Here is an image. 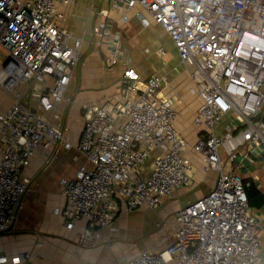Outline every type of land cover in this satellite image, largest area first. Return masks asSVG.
I'll use <instances>...</instances> for the list:
<instances>
[{
    "label": "built area",
    "instance_id": "2783aa9c",
    "mask_svg": "<svg viewBox=\"0 0 264 264\" xmlns=\"http://www.w3.org/2000/svg\"><path fill=\"white\" fill-rule=\"evenodd\" d=\"M107 6H95L93 2ZM89 2L98 18L88 43L103 46V64L120 53L111 35L112 13L137 10L143 27L168 34L179 64L188 71V93L199 104L192 117L201 126L192 148L205 171L217 172L214 187L178 209L171 242L143 249L127 264H261L257 222L248 203V183L238 158L264 151V0H0V88L12 94L0 112V231L15 218L29 178L23 174L38 148L64 141L66 95L80 64L84 36L65 25L68 7ZM161 50V49H160ZM165 76L146 79L128 62L121 76V100L83 106L76 149L84 158L71 179L62 178L66 230L85 219L76 243L94 248L100 229L114 228L119 213L157 207L188 184L194 164L187 140L176 127L178 92L159 97ZM31 91L36 104L24 100ZM228 120L219 128L223 118ZM153 154L147 178L139 167ZM5 257L0 258V263ZM20 264V258H12Z\"/></svg>",
    "mask_w": 264,
    "mask_h": 264
},
{
    "label": "crops",
    "instance_id": "0c3cea01",
    "mask_svg": "<svg viewBox=\"0 0 264 264\" xmlns=\"http://www.w3.org/2000/svg\"><path fill=\"white\" fill-rule=\"evenodd\" d=\"M93 5L107 6L98 1L93 2ZM89 7L85 10L94 17ZM136 13V9L126 12L125 21L122 20V13L111 14L108 27L112 36H118L120 49L116 63L107 69L99 62L93 70L89 67L93 66L91 57L97 61L103 58L101 46L98 55L93 53L80 62L66 95L73 99L72 103L76 107L121 100L120 80L125 62L134 67L143 79L154 72L165 76L159 97H171L176 92L180 96V102L175 104L178 111L176 127L188 142L184 153L194 164V173L189 183L179 187L171 197L155 208L143 205L130 212L119 213L114 228L99 230L100 240L94 248H81L76 243V236L79 230L88 226L87 221L82 219L73 230H66L64 217L56 211L65 204L60 180L71 179L84 161L75 147L81 130L74 131L73 127L66 124V138L73 146L66 148L64 141H61L49 149L38 148L30 164L23 169L29 183L14 220L0 234V258L5 257V261L0 264H13L12 258L15 257L20 258V264H127L143 249L158 250L170 243L178 209L207 194L214 187L217 172L205 171L199 154L192 148L202 127L192 121L199 101L196 96L188 93V71L179 64L169 35L159 26L143 27ZM163 41L167 42L166 45L172 51L164 48ZM5 55L6 51L0 46V65ZM116 65L117 68H114ZM12 100V94L0 88V112L6 110ZM24 100L36 104V97L29 90L24 92ZM227 120L225 116L218 127L221 128ZM154 153L139 167L140 178L148 177ZM238 162V173L248 183L245 193L257 222L262 244L259 253L264 254V151L251 150L246 155L242 153ZM261 264H264V259Z\"/></svg>",
    "mask_w": 264,
    "mask_h": 264
},
{
    "label": "rangeland",
    "instance_id": "374dc122",
    "mask_svg": "<svg viewBox=\"0 0 264 264\" xmlns=\"http://www.w3.org/2000/svg\"><path fill=\"white\" fill-rule=\"evenodd\" d=\"M88 6H90L89 2H80V3H76V4L69 6L67 13H66V19H65V25L75 36L77 37L84 36V43L82 44V53L80 56V62L85 61L86 59L89 58V56L91 57L93 53L97 54V51H100L97 47H95L91 43H88V40H87L89 37L90 26L92 23L96 21V16L92 17V15H90L85 10V8L87 9ZM166 44L167 42L165 41L163 43L164 48L166 50L172 51V49H170ZM91 62H93V66H89V67H92V70L96 67L98 62L101 63L105 69L111 68L113 66V65L103 64L102 58L101 60L98 59L97 61V59H94L93 57H91ZM117 66L118 65H116L114 68H117ZM82 114H83V106L76 107L74 106V103H72L70 107H68L66 117H65V123L70 128L73 127L74 131H80L83 125Z\"/></svg>",
    "mask_w": 264,
    "mask_h": 264
},
{
    "label": "water",
    "instance_id": "95a60500",
    "mask_svg": "<svg viewBox=\"0 0 264 264\" xmlns=\"http://www.w3.org/2000/svg\"><path fill=\"white\" fill-rule=\"evenodd\" d=\"M4 231H0V234L3 233Z\"/></svg>",
    "mask_w": 264,
    "mask_h": 264
},
{
    "label": "trees",
    "instance_id": "16d2710c",
    "mask_svg": "<svg viewBox=\"0 0 264 264\" xmlns=\"http://www.w3.org/2000/svg\"><path fill=\"white\" fill-rule=\"evenodd\" d=\"M246 197H247V194H246ZM248 199V198H247ZM249 203V202H248Z\"/></svg>",
    "mask_w": 264,
    "mask_h": 264
}]
</instances>
